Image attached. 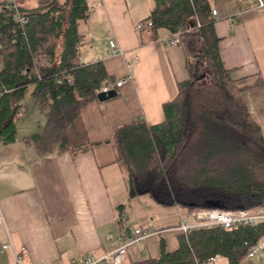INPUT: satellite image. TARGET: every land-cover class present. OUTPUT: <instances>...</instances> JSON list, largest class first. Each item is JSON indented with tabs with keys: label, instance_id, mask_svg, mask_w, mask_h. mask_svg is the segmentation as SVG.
<instances>
[{
	"label": "trees",
	"instance_id": "1",
	"mask_svg": "<svg viewBox=\"0 0 264 264\" xmlns=\"http://www.w3.org/2000/svg\"><path fill=\"white\" fill-rule=\"evenodd\" d=\"M144 24L158 38L186 32L182 44L189 78L164 104V121L150 126L137 119L119 127L113 140L118 166L125 172L130 199L186 210L224 211L264 208V136L232 71L223 67L220 38L208 0H151ZM19 7V6H18ZM20 13L0 0V138L17 139L14 118L31 95L46 126L28 139L41 155L88 153L90 143L81 112L112 85L103 63L85 65L80 23L87 0H39ZM216 206L217 208H214ZM123 214L125 206L119 207ZM264 238V223L233 229L198 230L179 237L176 250L162 244L161 257L136 264H203L211 257L227 264H259L247 259Z\"/></svg>",
	"mask_w": 264,
	"mask_h": 264
},
{
	"label": "crops",
	"instance_id": "2",
	"mask_svg": "<svg viewBox=\"0 0 264 264\" xmlns=\"http://www.w3.org/2000/svg\"><path fill=\"white\" fill-rule=\"evenodd\" d=\"M16 1L21 8L33 9ZM87 2L89 12L79 26L84 42L79 49L81 62L103 63L112 84L128 76L132 79L115 89L117 98L93 102L82 109V124L93 145L86 154L41 155L28 138L42 131L25 136L21 144L18 132L16 141L10 144L0 138V207L7 227L0 228V264H15L12 251L3 250L9 239L24 264H73L85 255L103 256L122 243V216L130 232L149 226L160 231L129 247L126 260L134 246L139 255L146 254V246L155 254L153 239L161 236V243L172 252L184 235L177 228L188 212L177 207H172L175 214L166 216L165 212L166 217L155 213L157 223L132 225L128 204L136 198L129 197L126 174L116 162L113 140L119 127L137 119H144L150 126L164 121V104L176 98L179 84L189 78L186 53L182 46L165 42L170 37L166 30L159 31L155 39L150 30L137 29L150 15L151 0ZM208 2L216 12L214 28L220 38L222 65L238 80L264 136V0ZM111 39L117 52L109 47ZM29 116L23 123H29ZM3 151L12 155L4 156ZM121 206H125L123 214ZM169 219L174 221L159 225ZM167 237H174V250L167 248ZM253 262L264 264V260ZM219 263L227 264L224 260Z\"/></svg>",
	"mask_w": 264,
	"mask_h": 264
},
{
	"label": "built area",
	"instance_id": "3",
	"mask_svg": "<svg viewBox=\"0 0 264 264\" xmlns=\"http://www.w3.org/2000/svg\"><path fill=\"white\" fill-rule=\"evenodd\" d=\"M9 5L11 6V10L17 13L18 21L21 24H26L27 19L23 16L17 5L16 0H9ZM213 15H216V12H213ZM146 27H152V23L149 22L146 24H140L137 26L139 31H143ZM185 30L180 29L177 33L170 36L165 40L168 44L172 46H181L182 37L185 33ZM109 47L117 52V47L114 40H109ZM133 64H130L132 67ZM131 76H128L125 80H120L116 84H112L103 88L102 92L108 93L114 89H120L126 82L131 81ZM1 94V89H0ZM24 110V109H23ZM22 110V111H23ZM18 113L17 116H21V113ZM259 223H264V208H259L256 210H239V211H224L220 209H197L193 212H189L187 217H181L180 226L177 228L178 231L182 232L185 236H188L190 233L198 230H209V229H233L240 227H250L256 226ZM121 240L122 243L113 251L105 254L103 256L97 257L93 255H85L79 260H73V264H124V260L127 256L128 249L132 245L140 244L142 241L156 236L160 233V231L154 226H149L147 228H138L134 231H129L127 227L126 218L124 216L121 217ZM7 228L6 221L3 216L1 207H0V228ZM3 250H11L14 256L15 264H24L22 261V257L15 250L11 240L9 239L7 244L3 245ZM248 260H264V238H262L256 246L251 248L248 253ZM217 259L215 257H211L206 260L203 264H216Z\"/></svg>",
	"mask_w": 264,
	"mask_h": 264
},
{
	"label": "rangeland",
	"instance_id": "4",
	"mask_svg": "<svg viewBox=\"0 0 264 264\" xmlns=\"http://www.w3.org/2000/svg\"><path fill=\"white\" fill-rule=\"evenodd\" d=\"M18 2L21 6L25 8H34L38 4V0H18ZM28 115H30L29 123H23L24 118L26 117L28 118ZM14 121L17 127V132H18V140H19L18 143L20 142V144L22 143L21 139H23L25 136H29L32 133L41 132L44 130L46 126L45 114L42 110H40L36 100L31 95H29L26 100V106L24 110L22 111L21 116H17ZM7 152L3 151L2 155L4 156L12 155V153H7ZM128 208H129V211H128L129 213L132 211V214L130 213L132 225L136 227L147 226L151 224L152 221L154 223H157L156 216H155L156 215L155 213L157 212H159V215H161V217L169 216V213H172V214L176 213V209L174 208L172 209V207L157 205L148 196L136 198L130 204H128ZM165 210H168V211H165ZM165 212H168V214L166 213L167 214L166 216L164 215ZM181 213L182 215H185V212H181ZM169 221L170 222L163 220L161 224L159 225L171 224V222H173L174 220L171 221V219H169ZM161 237H164V236H161ZM161 237H157L153 239V242L155 243V246L157 249V252L155 254L149 253L148 252L149 247L146 246L145 247L146 254L139 255L138 247L134 246L130 249L129 257L127 258V260L125 259L124 263L134 264L136 262L143 261L149 258H159L161 255V245H162ZM173 239L174 237L166 238L167 248L169 250H174L176 247L175 246L176 242ZM151 245L152 244H149V246ZM159 248H160V252L158 250ZM219 264H222V263H219Z\"/></svg>",
	"mask_w": 264,
	"mask_h": 264
},
{
	"label": "water",
	"instance_id": "5",
	"mask_svg": "<svg viewBox=\"0 0 264 264\" xmlns=\"http://www.w3.org/2000/svg\"><path fill=\"white\" fill-rule=\"evenodd\" d=\"M118 96V92L117 90H111L109 91L108 93H105V92H101L99 95H98V101L99 102H107L109 100H112V99H115L117 98ZM214 208H217L216 206H214Z\"/></svg>",
	"mask_w": 264,
	"mask_h": 264
}]
</instances>
